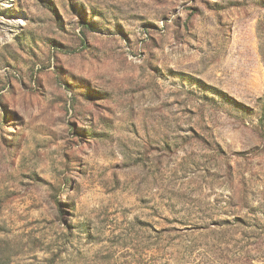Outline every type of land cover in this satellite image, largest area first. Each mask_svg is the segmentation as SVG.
<instances>
[{"label":"rangeland","instance_id":"374dc122","mask_svg":"<svg viewBox=\"0 0 264 264\" xmlns=\"http://www.w3.org/2000/svg\"><path fill=\"white\" fill-rule=\"evenodd\" d=\"M0 264H264V0H0Z\"/></svg>","mask_w":264,"mask_h":264}]
</instances>
